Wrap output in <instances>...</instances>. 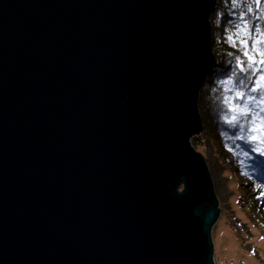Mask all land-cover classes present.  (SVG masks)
Instances as JSON below:
<instances>
[{
	"label": "water",
	"instance_id": "1",
	"mask_svg": "<svg viewBox=\"0 0 264 264\" xmlns=\"http://www.w3.org/2000/svg\"><path fill=\"white\" fill-rule=\"evenodd\" d=\"M217 2L0 0V264H216Z\"/></svg>",
	"mask_w": 264,
	"mask_h": 264
},
{
	"label": "rangeland",
	"instance_id": "2",
	"mask_svg": "<svg viewBox=\"0 0 264 264\" xmlns=\"http://www.w3.org/2000/svg\"><path fill=\"white\" fill-rule=\"evenodd\" d=\"M203 117L213 122L208 114ZM214 132L203 131L192 143L207 160L219 200L220 215L212 228L215 262L264 264V180L228 156Z\"/></svg>",
	"mask_w": 264,
	"mask_h": 264
},
{
	"label": "trees",
	"instance_id": "3",
	"mask_svg": "<svg viewBox=\"0 0 264 264\" xmlns=\"http://www.w3.org/2000/svg\"><path fill=\"white\" fill-rule=\"evenodd\" d=\"M249 7L253 9L252 12L247 11ZM242 14L244 19L249 21L250 27L258 26L264 29V19L257 18L261 15V11L256 8L255 0H218L215 12L211 16L213 46L216 50L218 63L201 89L199 110L204 126L203 131L205 133L215 131L218 142L225 147L226 154L264 180V155L251 150L252 147H258V145L250 146L245 141L236 140L235 136L238 134V130L230 127L226 121V118L230 117L232 113L229 106L224 103V97L232 95V93L225 92L228 85L222 82L227 81L230 77L232 79L242 78L243 74L241 73L237 72L236 75H233V69L237 67V57L246 60L239 45L234 47L228 40L230 35L235 38L236 26L242 24ZM256 35L254 31L253 36ZM249 44L251 45V40H249ZM205 114H208L213 122H206L203 117ZM208 139L214 141L215 137L213 140L208 136Z\"/></svg>",
	"mask_w": 264,
	"mask_h": 264
},
{
	"label": "snow or ice",
	"instance_id": "4",
	"mask_svg": "<svg viewBox=\"0 0 264 264\" xmlns=\"http://www.w3.org/2000/svg\"><path fill=\"white\" fill-rule=\"evenodd\" d=\"M255 5L261 11L257 18L264 19V3L262 0H255ZM247 11L252 12L253 9L249 7ZM241 20L242 24L236 26L235 38L230 35L228 40L234 47L239 45L246 60L237 57V67L233 69V75L238 72L243 74L242 78L230 77L222 82L228 85L225 92L232 93L224 97V103L232 113L226 121L230 127L238 130L236 140L245 141L250 146L258 145L251 150L264 155V29L250 27L243 14ZM254 31L256 36H253ZM261 195L264 196V191H261Z\"/></svg>",
	"mask_w": 264,
	"mask_h": 264
},
{
	"label": "bare ground",
	"instance_id": "5",
	"mask_svg": "<svg viewBox=\"0 0 264 264\" xmlns=\"http://www.w3.org/2000/svg\"><path fill=\"white\" fill-rule=\"evenodd\" d=\"M181 190V189H180ZM214 247H215V245H214ZM214 261H215V257H214ZM216 263V262H215Z\"/></svg>",
	"mask_w": 264,
	"mask_h": 264
}]
</instances>
